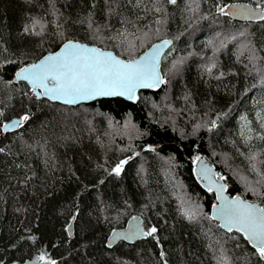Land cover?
<instances>
[{
    "label": "trees",
    "instance_id": "16d2710c",
    "mask_svg": "<svg viewBox=\"0 0 264 264\" xmlns=\"http://www.w3.org/2000/svg\"><path fill=\"white\" fill-rule=\"evenodd\" d=\"M232 1L257 6V0H0V264L37 254L56 264H218L222 255L230 264H264L241 233L210 218L216 194L193 170L205 156L231 193L264 206V187L248 189L238 169L257 153L264 173V140L255 138L264 121L253 116L257 108L264 116V20L224 14ZM34 18L45 25L42 32L36 25L39 35L23 31ZM125 28L135 34L127 38L134 49L123 38L108 39ZM167 37L173 44L162 62L165 83L142 90L136 103L114 97L67 105L38 98L26 81L14 80L21 66L69 39L132 59ZM198 110L205 112L202 124ZM25 115L18 129L3 131L5 121ZM243 117L253 129L247 148L237 138ZM122 160L128 163L116 175ZM197 206L195 220L183 215ZM134 215L157 232L108 246L110 232Z\"/></svg>",
    "mask_w": 264,
    "mask_h": 264
},
{
    "label": "snow or ice",
    "instance_id": "6c2138e0",
    "mask_svg": "<svg viewBox=\"0 0 264 264\" xmlns=\"http://www.w3.org/2000/svg\"><path fill=\"white\" fill-rule=\"evenodd\" d=\"M137 2L139 3V0ZM168 3L176 4L177 0H168ZM155 11L160 12L161 8L157 7ZM218 11L224 13L223 8H219ZM224 14L241 15L246 19L264 20V0H257L256 8L237 7L233 13ZM36 25L40 26L42 32L45 25L35 18L31 25L24 27L23 31L25 33L35 32ZM88 27L92 29V23L89 22ZM94 33L99 34L100 28H95ZM35 34L39 35L40 32H35ZM129 35L134 36L135 34L128 33L125 28L118 32L116 36H109L108 39L123 38L120 42L123 43L127 40L129 49H134V42L127 39ZM95 38L103 39L99 35H96ZM232 39H236V37H232ZM170 43V41L164 40L161 45H153L152 49L139 60H124L113 52L105 51L100 47L67 40L59 52L45 56L39 63L20 68L16 73V78L28 81L38 98L47 96L52 100H62L66 104L105 96H126L129 100H134L136 99L137 89L154 88L165 83L159 71V57L161 47ZM209 43L212 42L209 41ZM181 62L178 61L177 63ZM173 67H176V64ZM211 67H215V64ZM208 71L211 72V68H208ZM261 82L264 83V80ZM37 89H43V92H39ZM257 116L264 121V116L259 113ZM28 119L29 116L25 115L11 125L5 124L3 126L4 131H7L9 127L22 126L23 122ZM242 119L246 121V117ZM250 123V121H246V126ZM260 128L264 129V123L260 124ZM248 132L249 135L246 136V141L250 142L254 138L251 134L253 129L249 127ZM241 135L243 136L244 133L242 132ZM255 138L264 140V133L256 134ZM152 150L155 151V149ZM3 151L4 149L0 148V152ZM196 159L200 160V157ZM249 159L255 160L256 156L253 155ZM127 163V160L120 161L112 169V172L119 175L123 171V166ZM260 163L264 164V161H260ZM252 167L254 171L257 170L255 165ZM261 175H264V173H261ZM220 179L224 178L220 177ZM225 188L226 185H219L216 190L222 194ZM212 190L213 188L209 187V191ZM198 210V206L190 207L183 210V215L189 220H195ZM210 218L222 221L220 226L229 232L235 229L241 233L255 249V254L261 260H264V208L242 200L240 197L229 199L221 195V204ZM156 232L157 229L152 227L146 233L141 234L153 236ZM115 235L117 234L114 233ZM33 239L35 238L33 237ZM37 259L44 261L45 264H56V261L47 259L45 254H41ZM218 264H230V261L222 255Z\"/></svg>",
    "mask_w": 264,
    "mask_h": 264
},
{
    "label": "water",
    "instance_id": "95a60500",
    "mask_svg": "<svg viewBox=\"0 0 264 264\" xmlns=\"http://www.w3.org/2000/svg\"><path fill=\"white\" fill-rule=\"evenodd\" d=\"M237 7H251V8H256V5H254V4L250 3V2H246V1H232V2H230L228 4V6L226 8V12L227 13H233L234 10H235V8H237ZM229 15H230V17H232L234 19H238V20H257V19H246V18H244L241 15H235V14H229ZM69 40L78 41V42H80L82 44H88L89 46L100 47V48H102L105 51H111V52H113L115 55L119 56L121 59H124V60L130 59V58H126V57H123V56L119 55L115 50L110 49V48H104V47H101L99 45L92 44V43H89V42H86V41H82V40H76V39H69ZM164 40H168L171 43L168 44V45H166V46H162L161 47V53H160V57H159V71L162 74L163 78H164V75H163V72H162V62H163V59H164V56H165L166 52L168 51V49L173 44V40L171 38H168L167 37V38H162L160 40L155 41L152 45H150L142 53H140L139 55H137L135 58H132L134 60H139L146 52H149L152 49L153 45H161L162 44V41H164ZM63 44H61V46L57 50L52 51V52H48V53L44 54L42 57H40L39 59H37L36 61H34V62L30 63V64L39 63L40 60H42L45 56H47V55H49L51 53L59 52L62 49ZM30 64H25V65L21 66L20 68L25 67L26 65H30ZM20 68L15 72V75H14V80L15 81H18V79L16 78V73L20 70ZM24 81H26V80H24ZM26 82L29 84L30 88L32 89V85L28 81H26ZM163 84L164 83H162L158 87H154V88L144 87V88L137 89V91H136V99H134V100H129L126 96H105V97H97L95 99H90V100H82V101H79L77 103L67 104V105H79V104H82V103H90V102H93V101H95L97 99H101V98H114V97H120V98H123L125 100H128V101H131V102L136 103V102H138L140 100V94H141V91L142 90H158L159 88L162 87ZM37 91L43 92V89H37ZM40 97H42V96H40ZM43 97H46L49 100H52V99H50L47 96H43ZM52 101L64 103L62 100H52ZM64 104H66V103H64ZM21 118H22V116H15V117H13L11 119H8L7 121H5L3 123V126L5 124L11 125L14 121L20 120ZM215 118H216V120H219L218 115H216ZM3 126H2V129L4 131V127ZM19 127H14V128L13 127H9V129L7 131L15 130V129H18ZM4 132H6V131H4ZM199 157H200V160H197L196 159V162L194 164V168H193L194 174H195L197 180L199 181V183L204 188H206V189L209 190V187H212L213 188L212 191H214L215 194H216V199L217 200L211 206V211H210L211 216L216 212L217 208L221 204V195L224 196V197H227L229 199H232L234 197H240L242 200H245V201H247L249 203H252L254 205H257L259 207L264 208V206L262 204H260L259 202H257V201L247 199V198H245L244 196H242L240 194L231 193L229 191L228 183L226 182V180L224 178L223 172H221L215 166V164H213L210 161H208L205 158V156L201 155ZM220 177H223L224 179H220ZM219 185H226V188H225V190L223 191L222 194L219 193L216 190V188ZM73 217H75V216H73ZM74 220L75 219L72 218L71 221H70V228H71L70 229V232H69V235L70 236H72L73 233H74V227H73ZM214 220L218 221L219 224L221 225L222 221H220L219 219H214ZM223 229L226 230L225 228H223ZM233 230H235V229H233ZM146 232H147V230L144 227V223H143L142 216H140V215H134L133 217H131L127 221V223H126V225L124 227L114 228L110 232V234L107 237V245L108 246L109 245L113 246V245H115L117 242H119L122 239L125 240V241H128V242H134V241H136L139 238L145 237L146 235H142L141 233H146ZM114 233L117 234V235L114 236ZM125 237H127V238H125ZM39 256L40 255L37 254V255H34L32 257L26 258L24 260H19L15 264H45L44 261H40V260L37 259ZM49 260H51V259H49Z\"/></svg>",
    "mask_w": 264,
    "mask_h": 264
},
{
    "label": "rangeland",
    "instance_id": "374dc122",
    "mask_svg": "<svg viewBox=\"0 0 264 264\" xmlns=\"http://www.w3.org/2000/svg\"><path fill=\"white\" fill-rule=\"evenodd\" d=\"M261 110L262 109L257 108L254 111V114H253V116L255 118H257L258 121L260 119L257 116V114L259 113L261 115ZM195 113H197V115L200 116L198 121H199V124H202L201 117L204 116L203 114H205V112H202V111L198 110V111H195ZM246 121H247V119H246ZM246 121L242 120V122L240 123L239 129H238V132H237L238 141L242 144L243 148H247L248 146H250V143H252V140L250 142L246 141V136L249 135L248 128L250 126V124L246 126ZM242 132L244 133L243 136L241 135ZM253 155L258 157L257 153H250L248 156L251 157ZM224 156H225L226 159L231 157V155L228 154V153H224ZM249 157H248L249 163H244V166H246L247 168L243 169V168L239 167L238 169L241 172V174H243L244 182H245V184H246L248 189H260V188H263L264 187V180L262 179L261 173L259 172L258 167L256 165L258 163H257V161L254 162V160L249 159ZM253 165L256 166V169L258 171H256V170L254 171L253 170V167H251Z\"/></svg>",
    "mask_w": 264,
    "mask_h": 264
},
{
    "label": "bare ground",
    "instance_id": "6f19581e",
    "mask_svg": "<svg viewBox=\"0 0 264 264\" xmlns=\"http://www.w3.org/2000/svg\"><path fill=\"white\" fill-rule=\"evenodd\" d=\"M205 17V16H204ZM248 101V100H247ZM247 110V109H246ZM4 260V259H3Z\"/></svg>",
    "mask_w": 264,
    "mask_h": 264
}]
</instances>
